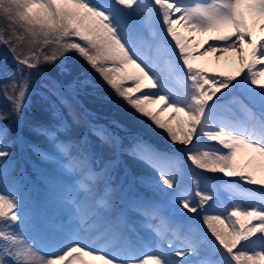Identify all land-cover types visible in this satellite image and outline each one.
I'll return each instance as SVG.
<instances>
[{
    "label": "snow or ice",
    "instance_id": "snow-or-ice-1",
    "mask_svg": "<svg viewBox=\"0 0 264 264\" xmlns=\"http://www.w3.org/2000/svg\"><path fill=\"white\" fill-rule=\"evenodd\" d=\"M157 16L164 29L160 45L167 49L165 61L182 82L178 94L136 47V41L145 38L137 25L150 30ZM0 20L7 22V36L0 29V44L7 47L16 65L15 72L7 74L11 82L3 85L11 109L0 111L4 122L0 123V264H92L97 260L103 264H264V192L255 202L253 191L252 204L237 205L230 212L210 211L214 194L201 187L194 171V187L184 189L182 175V168L194 166L264 186V180L251 172L238 171L235 161L238 152L246 150L250 155L245 167L264 169V37L252 40L257 29L264 32V0H152L151 4L144 0H0ZM180 29L211 34L204 41L206 47L193 43L195 37L184 36ZM21 43L26 52L19 48ZM230 51L237 53L240 65L235 75L209 72L195 63L208 52L219 59ZM70 52L83 64L68 62ZM45 64L54 66L63 79L49 76L42 67ZM126 65H134L139 72L125 73ZM33 70L41 77L36 85L39 95L50 101L54 114L63 106L78 120L72 101L98 87L91 77L95 73L133 114L165 132L173 145L183 147L170 155L136 138L127 154L151 167L158 179L132 176L131 183L125 185L122 179L113 186L125 149L108 127L91 125L99 145L87 136L55 143L60 156L29 145L41 160L56 165V174L38 170L46 194L30 208L27 197L21 195L26 173L12 150L14 144L23 150L25 141L19 134L13 136L7 121L13 118L18 126L24 124L33 95ZM157 100L172 109L167 120L159 118L164 106L157 112L148 110V104ZM237 110L248 118L240 127L224 115L234 116ZM112 126L120 125L113 121ZM66 128L61 119L54 130L41 126L35 131L56 141ZM97 147L110 149L112 158L101 163ZM176 151L183 152L180 159L190 164L181 165ZM64 173H78L80 178L69 183ZM129 175L125 166L124 176ZM142 186L172 197L177 211L197 216L203 212L208 244L191 233L183 239L168 238L169 233L177 235V228L161 215L159 202L139 191ZM141 229L153 230L160 244L142 249Z\"/></svg>",
    "mask_w": 264,
    "mask_h": 264
},
{
    "label": "rangeland",
    "instance_id": "rangeland-1",
    "mask_svg": "<svg viewBox=\"0 0 264 264\" xmlns=\"http://www.w3.org/2000/svg\"><path fill=\"white\" fill-rule=\"evenodd\" d=\"M0 23L5 27V28H7V23L6 22H4V21H0ZM0 29H2V28H0ZM148 33L150 34V33H152V31L151 30H149L148 31ZM3 48H4V46H3ZM0 53H1V51H0ZM8 53V55L11 57V58H9V60H8V63H13L14 65H15V62H14V60H13V57H12V54L11 53H9V52H7ZM0 61H3L1 58H0ZM149 64H151V63H149ZM151 65H154V64H151ZM207 67L209 66L208 65V63L207 64H205ZM43 66V68L45 69V68H47V67H45L44 65H42ZM15 67H16V65H15ZM15 69V68H14ZM125 73H127V74H136V73H138L139 72V70L138 69H136L135 68V66L134 65H126L125 66ZM46 70V69H45ZM52 70L54 71V66H52ZM33 72H34V74H37L38 75V73H35V70H33ZM55 72V74H53V73H51L50 71H47V74L49 75V76H51L52 78H56V77H61L60 76V74L58 73V72H56V71H54ZM8 81H10L9 79L8 80H4V83H2L3 85L4 84H7V82ZM144 82H146V83H148V81L147 80H145ZM128 86H131V83H128ZM98 89V87L96 88V89H89L88 91H96ZM143 91H145V90H143ZM146 91H148V89L146 90ZM106 93H108V94H110L111 95V97L113 96V98H114V100L112 101V102H114L115 100H116V96H115V94L111 91V90H109V91H106ZM9 95H11V93H8ZM100 98H102V96L100 97ZM32 101V100H31ZM51 101H54L53 100V97L51 98ZM102 101H103V103H102ZM56 103H58V101H55ZM98 102H99V104H103V107L104 108H106V109H111V103L112 102H108L107 100H103V98L102 99H99L98 100ZM31 103L32 102H30V105L26 108V110L27 109H29L27 112L29 113V114H34V113H37L39 110H42V109H40L39 107L38 108H33V109H30V108H32L31 107ZM162 106H164L165 107V110L164 111H160V113H159V118L161 119V120H167L168 118H169V116L170 115H172V109L171 108H167L165 105H164V102H163V104H160V102L159 101H156L155 103H150V104H148V109H150V110H155V111H158L159 109H161V107ZM179 116L180 117H183V113H180L179 114ZM37 118L38 119H40V117L39 116H37ZM132 119H136V118H132ZM121 121L123 122V120L121 119ZM124 123V122H123ZM172 126L173 127H176V124H177V121L175 120V119H173L172 120ZM124 124H126V125H128L127 124V122H125ZM20 127V126H19ZM145 125L142 123V125L140 126V128L142 129V130H145ZM157 130H156V132L155 133H153V134H155V136L156 137H158V138H160L161 139V137H163V138H166L165 139V142L166 143H171V141L168 139V137H167V134L165 133V132H163L162 130H160V129H158V128H156ZM13 134V136L16 134V132L15 133H12ZM18 134V133H17ZM16 134V135H17ZM25 141V145L26 144H29L26 140H24ZM172 144V143H171ZM17 145V147L20 149V151L22 152V154H19L18 152L17 153H13L14 154V159L18 162L19 160H21L19 163H18V167H23L24 168V170H25V172H26V170L28 171V174L30 175V177L34 180V179H37L38 180V178H37V174H38V170H42L43 168H41V167H39V169L37 170V169H35V170H33V166H36V161H38V162H40L41 161V163L43 162L46 166L47 165H51V166H54L55 164H53V163H51V162H46V161H43V160H41V158L40 157H38V158H36L35 160L36 161H34V159H33V157L32 156H30L33 160L32 161H34L33 162V164H31L30 163V159H29V157H27L28 156V153L26 152V150L23 148V150L21 149V146L19 145V144H16ZM61 155V154H60ZM59 155V156H60ZM249 152L248 151H241V152H238V154H237V156H236V158H235V161H236V163L238 164V171H243V172H245V173H247V172H251V174L257 179V180H264V169H261V170H257V169H255L254 167H245V165H246V163H247V161H248V159H249ZM178 158V157H177ZM62 159H65V158H62ZM100 160V159H99ZM179 160V159H178ZM63 162H64V160H63ZM28 163V164H27ZM180 163H181V165H183V162H181V160H180ZM46 173H51V169H48V170H44ZM192 171V169H187V171L185 172V174L183 175V179H184V187H185V189H187L188 188V186H189V188L191 187V177H192V175H193V172H191ZM32 172V173H31ZM120 171L119 170H117L115 173H114V180L116 179V176H117V174L119 173ZM27 173V172H26ZM212 174H214V175H216V177H219V178H221V179H228L229 177H233V176H229V177H224L222 174H220V173H212ZM148 175V177H150V178H156V179H158V177H157V174H156V172L154 173V172H151V175H149V174H147ZM238 178V177H237ZM200 180H201V187L202 188H204L206 191H208L209 192V194H214V192H215V189L217 188V190H222V189H224V192H225V194H224V199L227 201H225L224 202V204L227 206V208L229 209V211H231L232 210V208L233 207H235V206H237V205H239V206H241V207H243V206H245V205H249V204H251V201L249 200V199H247V198H245L244 196H243V193H241V191L243 190V189H241V190H239V191H237V190H235V188L238 186V185H234V187H233V184H229V185H225V187H223V185L222 184H219V183H216L213 179H212V177L211 176H209L208 174H206L205 173V175L204 176H202L201 178H200ZM215 180H218V179H215ZM230 182H233V180H229ZM41 182V181H40ZM42 183V182H41ZM121 183V181H119L118 182V184L117 185H115V186H118L119 184ZM247 183V182H246ZM43 184V183H42ZM247 184H249V183H247ZM204 185H207L208 187H206V186H204ZM34 187V185L32 184V181L30 180V179H28V178H26V180L23 182V189H22V191H21V195H23V196H25L28 192H29V189H31V188H33ZM148 187V186H147ZM213 189H214V192H213ZM147 191H148V193H149V195H150V197H153V198H156L157 199V201H159V203H160V205H161V215L163 216V217H166V214H171L172 216H179L180 218H181V221H179V223H177L176 221L175 222H173V224L176 226V228H177V232H178V230L179 229H182V230H186L187 231V235L189 234V233H191V234H193V235H195L197 238H199L200 239V241H201V243L202 244H204V245H207L208 244V241L207 242H205L206 241V236L204 237V238H201L200 236H199V234H198V232L199 231H202V230H205L204 229V227H206V226H204V225H202L201 226V221H200V219L197 217V214H192V213H186V212H180V211H177V209H176V207H175V205H174V201H173V198L172 197H166V196H164L162 193H160V192H157V191H154L151 187H148L147 188ZM168 191H172L171 189H168ZM229 194H233L232 196H233V201H232V203L234 204V206H233V204H231V202H228L229 200H228V197H229ZM211 202V201H210ZM220 202V200H219V198L216 200V203H219ZM216 203H214L213 205H212V203H211V205H212V208L210 209V211H216V210H218V207L216 206ZM223 212H224V210H223ZM200 214H204L203 212H201ZM241 219L243 220L244 218L243 217H241ZM253 223H255V221H253ZM173 236V235H172ZM209 236H210V234H209ZM168 238H170V239H172V237L170 236V234H168ZM86 259H89V258H87L86 257ZM92 264H103V262L102 261H99V260H97V261H93L92 262Z\"/></svg>",
    "mask_w": 264,
    "mask_h": 264
},
{
    "label": "bare ground",
    "instance_id": "bare-ground-1",
    "mask_svg": "<svg viewBox=\"0 0 264 264\" xmlns=\"http://www.w3.org/2000/svg\"><path fill=\"white\" fill-rule=\"evenodd\" d=\"M155 7L158 8V6H155ZM180 31L182 32L184 36L195 37V41H193V43H195L196 41H199V44L201 45V47H206V45L204 44V41L208 39L209 35H211V34L202 35L199 33L187 32L183 29H180ZM261 37H264V32H260L259 29H257L252 36V40L255 41L257 39H260ZM244 48L246 49V51H250V47L248 44H245ZM236 57H237L236 52H232V51L226 52L219 57V58H223V60L220 62L218 61L216 54L212 52H208L206 55L202 57H197L195 63L197 65L198 64L203 65V64L209 63L210 67L215 69V72H223L226 75H235L240 69V65ZM261 82L264 83V76L261 77Z\"/></svg>",
    "mask_w": 264,
    "mask_h": 264
},
{
    "label": "trees",
    "instance_id": "trees-1",
    "mask_svg": "<svg viewBox=\"0 0 264 264\" xmlns=\"http://www.w3.org/2000/svg\"><path fill=\"white\" fill-rule=\"evenodd\" d=\"M20 48H21V47H20ZM26 51H27V50H25V52H26ZM93 76H96V75L93 73V74H92V77H93ZM82 95H83V94H81V95H78V96H77V98H79V97H80V96H82ZM85 98H86V97H84V99H85ZM78 101H80V98H79V100H78Z\"/></svg>",
    "mask_w": 264,
    "mask_h": 264
}]
</instances>
